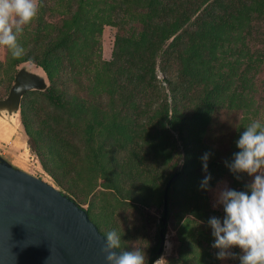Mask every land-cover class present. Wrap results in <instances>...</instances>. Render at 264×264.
Wrapping results in <instances>:
<instances>
[{"label":"trees","instance_id":"obj_1","mask_svg":"<svg viewBox=\"0 0 264 264\" xmlns=\"http://www.w3.org/2000/svg\"><path fill=\"white\" fill-rule=\"evenodd\" d=\"M240 1L237 19L230 13L233 0L212 4L210 0H53L52 7L39 0L38 16L18 36L25 54L18 59L10 55L8 65L16 69L31 61L49 79L46 90L24 94L20 113L30 150L43 156L42 166L60 192L86 203L101 186L140 203L147 217V167H169L171 162L175 170L160 193L162 199L167 196L168 215L182 203L181 217L195 220L187 219L181 229L191 239L205 236L198 221L207 226L214 211L207 192L200 194L201 157L210 153L208 168L222 170L226 166L216 160L220 152L214 146L229 141L224 152L231 162L239 151L240 134L253 120L264 117L262 93L248 75L264 52L227 45L233 41L231 31L245 30L253 11L264 22V0ZM47 13L59 15V21L53 22ZM105 25L118 28L109 61L100 52ZM242 32L235 37L244 42L253 29ZM158 67L167 76L168 88L158 79ZM173 67L177 68L170 75ZM178 157H184L181 171ZM59 170L73 176L69 187L59 180ZM79 184L84 188L77 192L74 185ZM128 185H142L143 195L134 197ZM93 208L90 203L84 210L106 236ZM102 220L108 223L107 218ZM210 238L208 242L214 240ZM194 241L182 239L196 246ZM160 249L158 241L148 264L161 256ZM182 252L179 260L185 258Z\"/></svg>","mask_w":264,"mask_h":264},{"label":"rangeland","instance_id":"obj_2","mask_svg":"<svg viewBox=\"0 0 264 264\" xmlns=\"http://www.w3.org/2000/svg\"><path fill=\"white\" fill-rule=\"evenodd\" d=\"M44 1V0H43ZM48 6H53V0H45ZM215 0H210L208 4H212ZM234 4V5H233ZM233 7L231 12L232 14L237 16V19L240 17L241 13L237 12V10L241 11L242 9V1L233 0ZM207 5L203 6L201 11L205 9ZM61 11H66V8H60ZM220 8H218V11ZM217 11V12H218ZM216 12V13H217ZM199 12L198 14H200ZM239 13V14H238ZM243 13H245L243 11ZM214 14V12H213ZM48 18L53 22L59 21L60 16L55 15L51 16L47 13ZM62 15V14H60ZM256 12L253 11V19L250 23H248L243 30L239 29L237 31H231L234 37L231 38L233 41L227 42V45L230 47L237 46V48H248L254 53L264 52V22L260 20L258 17L256 18ZM198 16V15H197ZM195 16L193 19H195ZM134 27L138 25L137 22L131 23ZM249 27L253 29L251 35L246 36L247 39L243 42V40L237 39L235 37L236 32L239 34L240 32L245 33L249 30ZM182 30L179 31L181 33ZM118 33V28L115 26L105 25L103 29V34L101 37V57L103 60L109 61L112 59V54L115 46V40ZM178 33V34H179ZM177 34V35H178ZM246 35V34H244ZM244 35L240 37H244ZM172 38L168 41V44L173 41ZM229 49L228 47L226 48ZM261 59L256 60V68L255 70H251L252 81L255 83L257 88L260 89L262 93V98H259L260 101L264 103V57L261 52ZM10 51L4 46H0V100L7 99L10 96V92L14 85L16 84V77L19 73L23 72L28 75H32L41 79L43 81V85L40 88H34L30 91H44L50 86L49 79L46 73L37 65L26 62L22 63L17 68H10L8 65V57L10 56ZM256 55V54H255ZM177 68V67H176ZM175 67H173L169 73L175 72ZM257 69V70H256ZM158 79L164 85V87L168 88L166 83H164L165 78L167 77L164 72L158 67L157 69ZM14 77V78H13ZM29 92V91H28ZM169 92V91H166ZM24 96V95H23ZM21 98V101L23 99ZM171 101V100H170ZM8 107L0 108V139L5 140L8 137H12L13 133L18 132V136L16 139H13L10 143H1L2 150L4 153L3 156H0V162L10 165L18 170L26 172L32 176L42 179L43 181L51 184L56 187L58 190H61L57 186V182L55 179L44 169L41 163V159L43 156H39L37 153H34L30 150L29 145V137L27 136L26 130L22 124V117L20 113V106L15 105H7ZM5 108V109H4ZM264 123V117L262 118ZM10 123H9V122ZM174 136L178 138L177 134L174 133ZM8 139L7 142H9ZM229 141L225 143V145H216L214 149L219 151L220 153L216 156V160L220 163H224L230 159V156L227 157L225 154V149L229 146ZM181 150V149H180ZM183 155V154H182ZM181 158V157H180ZM178 157V159H180ZM232 161V159H231ZM184 164V157L179 160V169L181 171ZM148 174L150 175L148 180L149 183L146 184L148 186V190L145 191L147 197H149V207L146 208V212L149 213L147 217L143 215L142 205L138 202L129 200L119 195L116 191H111L104 189L103 187H98L87 199V202L80 201V198L73 197L74 202L81 208L87 210L89 208L90 203H94V208L92 210V215L101 223V229L108 233L109 231L116 230L121 236V250H132L129 242H135L138 239H142L148 243V248L146 249L148 260L151 256L152 248L160 241L161 243V256H164L167 264H239L238 259H227V260H219L216 258L217 249L212 247L213 241H209L212 235L211 228L207 225L205 226L204 222L198 221L204 226L202 229L204 230L201 235H205L202 237H198V235H194L193 239L190 236H187L188 231L182 230V225L187 222L186 218L190 217L185 215L183 216L180 204H177L174 207V213L172 215H168V199L167 196L164 195V198L160 196V193L167 188L166 180L170 174H172L175 170L172 167V163H169V167H147ZM218 167L208 168V173H210L211 177L214 178L217 176V180L214 184L210 185L209 188L211 191L207 192V197L209 200L211 211L217 214H211L210 217H218L221 220L224 217L223 208L216 207L214 208L215 202V193L218 187L226 184L229 188L235 189L237 191H246V185L252 182L251 177H249L246 173L239 174L237 176L233 175L227 167H224L222 170H217ZM214 170V172L212 171ZM57 176L61 181L64 187H69L72 183V175L66 174L64 170L57 171ZM202 176H205L203 171ZM72 177V178H71ZM177 177V175L172 179V181ZM70 180V181H69ZM171 181V182H172ZM102 183V180H99V184ZM139 187L128 185L127 189H129L130 193H134V197H140L142 191L139 192ZM75 188L82 189L83 185H74ZM151 188V190H150ZM126 189V190H127ZM156 191L154 193L153 191ZM205 191L200 189V194H203ZM81 200L84 199L83 193L79 191ZM143 195V194H142ZM138 200V199H137ZM178 213L177 215H175ZM217 215V216H216ZM102 217L107 218V224H104ZM92 222L98 227L96 221L91 217ZM195 220L194 218H191ZM165 220V228H163V221ZM162 222V226L159 223ZM103 233V232H102ZM104 234V233H103ZM162 234L164 237V241H162ZM186 236H182V235ZM105 235V234H104ZM182 236V237H181ZM183 238H187L190 241L195 239L196 246L185 244L182 242ZM214 239V237H213ZM200 243V245L197 243ZM185 244V245H184ZM182 247L184 253L182 252ZM189 247V249H186ZM233 253L236 256L241 255V250L239 248H233ZM182 252V255L185 257L182 260H179V254ZM160 256V257H161ZM159 257V258H160ZM158 258V259H159Z\"/></svg>","mask_w":264,"mask_h":264},{"label":"water","instance_id":"obj_3","mask_svg":"<svg viewBox=\"0 0 264 264\" xmlns=\"http://www.w3.org/2000/svg\"><path fill=\"white\" fill-rule=\"evenodd\" d=\"M42 85L21 72L0 106H20L26 92ZM105 237L56 187L0 162V264H106Z\"/></svg>","mask_w":264,"mask_h":264},{"label":"clouds","instance_id":"obj_4","mask_svg":"<svg viewBox=\"0 0 264 264\" xmlns=\"http://www.w3.org/2000/svg\"><path fill=\"white\" fill-rule=\"evenodd\" d=\"M39 0H0V46L7 48L13 58H21L25 49L18 42L24 27L29 25L39 12ZM31 62V61H29ZM238 152L231 162L225 161L229 171L237 176L246 173L253 178L246 191H237L226 184L218 187L213 207H222L224 217H210L208 226L212 230L217 249L216 258L223 261L238 259L239 264H264V123L253 120L236 141ZM210 153L201 157L205 173L200 183L201 190L211 191L208 173ZM194 218V217H187ZM202 223V222H201ZM103 254L106 264H148V243L142 239L129 242L131 249L121 250V236L116 230L106 233ZM233 248H239L236 256ZM154 264H167L164 256Z\"/></svg>","mask_w":264,"mask_h":264},{"label":"crops","instance_id":"obj_5","mask_svg":"<svg viewBox=\"0 0 264 264\" xmlns=\"http://www.w3.org/2000/svg\"><path fill=\"white\" fill-rule=\"evenodd\" d=\"M1 107L3 108V107H8V106H7V105H6V106H0V108H1ZM4 109H5V108H4ZM8 122H9V121H8ZM9 123H10V122H9ZM17 136H18V132H15V133H13V136H12V137L10 136V137H8V138L5 139V140H1V139H0V156H3V154H4V153L1 152V150H2V145H1V143H3V144H4V143H10L11 141H13V139H16ZM8 139H10L9 142H7Z\"/></svg>","mask_w":264,"mask_h":264}]
</instances>
